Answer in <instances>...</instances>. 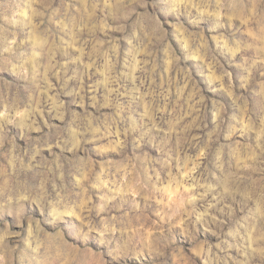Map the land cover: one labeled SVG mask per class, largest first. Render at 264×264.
<instances>
[{"label":"rangeland","instance_id":"374dc122","mask_svg":"<svg viewBox=\"0 0 264 264\" xmlns=\"http://www.w3.org/2000/svg\"><path fill=\"white\" fill-rule=\"evenodd\" d=\"M0 264H264V0H0Z\"/></svg>","mask_w":264,"mask_h":264}]
</instances>
